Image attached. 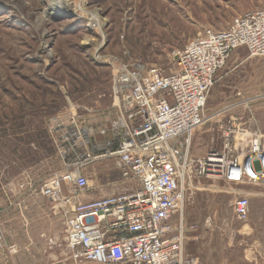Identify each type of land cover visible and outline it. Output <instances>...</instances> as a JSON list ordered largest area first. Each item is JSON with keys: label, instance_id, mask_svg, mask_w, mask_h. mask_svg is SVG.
Masks as SVG:
<instances>
[{"label": "rangeland", "instance_id": "374dc122", "mask_svg": "<svg viewBox=\"0 0 264 264\" xmlns=\"http://www.w3.org/2000/svg\"><path fill=\"white\" fill-rule=\"evenodd\" d=\"M48 3L81 10L48 18L41 0H0V264H94L69 260L60 209L40 188L85 149L104 154L98 132L114 120L108 57L169 74L198 33L224 31L240 15L264 12V0ZM204 118L191 138L193 156L219 150L222 129L231 123L264 132V57L232 52L207 95ZM83 175L103 197L112 187L117 193L131 186L103 158ZM241 196L250 204L244 221L232 211ZM184 218L199 227L211 221L201 239L186 243L189 257L203 264H264V183L195 182Z\"/></svg>", "mask_w": 264, "mask_h": 264}, {"label": "built area", "instance_id": "2783aa9c", "mask_svg": "<svg viewBox=\"0 0 264 264\" xmlns=\"http://www.w3.org/2000/svg\"><path fill=\"white\" fill-rule=\"evenodd\" d=\"M238 49L250 57H264V12L240 15L224 31L198 33L177 53L169 74L139 60L123 63L107 58L113 70L114 120L98 133L102 137L110 134L104 154L94 156L85 149L73 164L65 165L64 172L40 188L41 195L57 202L60 209L69 260L203 264L185 253L189 240L201 239L211 228L209 219L200 227L185 221L184 208L194 183H264V132L254 125L244 128L231 123V128L222 129L219 150L203 156L191 154L192 135L205 123L207 95ZM101 158L110 160L131 186L83 201L89 190L83 169ZM249 207L248 198H235L234 217L246 220ZM3 241L0 227V246Z\"/></svg>", "mask_w": 264, "mask_h": 264}, {"label": "bare ground", "instance_id": "6f19581e", "mask_svg": "<svg viewBox=\"0 0 264 264\" xmlns=\"http://www.w3.org/2000/svg\"><path fill=\"white\" fill-rule=\"evenodd\" d=\"M43 3H46L47 5V9L43 10L44 16L51 18V17H56V16H60L63 15L65 13L70 14L71 16H78L79 13L78 11H80L81 9L75 6H72L70 8H65L64 6L61 5H55V4H47V2L49 0H41ZM90 16V15H89ZM93 17V16H92ZM91 21V20H90ZM98 26L100 27L102 25V23H100L99 21H97ZM94 24H92L91 22L88 24V27H92ZM87 27V28H88ZM100 31V30H98Z\"/></svg>", "mask_w": 264, "mask_h": 264}, {"label": "crops", "instance_id": "0c3cea01", "mask_svg": "<svg viewBox=\"0 0 264 264\" xmlns=\"http://www.w3.org/2000/svg\"><path fill=\"white\" fill-rule=\"evenodd\" d=\"M103 128H109V127H106V126H104V127H101L100 129H103ZM99 133V132H98ZM110 139V134H107L105 137H103V143L105 144V142H107L108 140ZM116 171V170H115ZM118 174H119V172L118 171H116ZM122 183V182H121ZM122 185V184H121ZM123 186H125V185H123ZM116 189H115V187H112L110 190H109V192H111V193H108V194H106L105 196H110V195H112V194H114ZM102 195V193L100 192H98V191H96L95 189H89L87 192H86V194L85 195H83V197H82V200L83 201H89V200H94V199H97V198H101V197H103V196H101Z\"/></svg>", "mask_w": 264, "mask_h": 264}]
</instances>
